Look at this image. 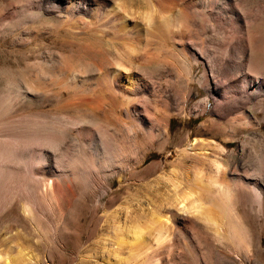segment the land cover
I'll return each instance as SVG.
<instances>
[{"label":"rangeland","instance_id":"obj_1","mask_svg":"<svg viewBox=\"0 0 264 264\" xmlns=\"http://www.w3.org/2000/svg\"><path fill=\"white\" fill-rule=\"evenodd\" d=\"M50 4L52 5V0H0V105L8 98L22 99V103L13 112H10L9 116L0 117L3 119L0 120V126L11 127V129L15 127L13 125L15 123L17 127L20 126V123L21 127L29 126L36 117L60 123L63 118L74 115L77 111L76 108L65 106L67 108L65 109L62 107L64 104L59 103L62 102L59 97H46L45 99L41 92L27 89L29 83L32 82L30 79L32 77L29 74L30 64L36 61L42 62L45 66L47 64L46 69L52 70L62 53H68L73 45H77V40L88 42L93 49H100L101 52L92 50L90 53V50V52L83 53L84 59L88 61H101L103 55L112 54L117 45L107 41H103L101 44L93 40L94 38L90 35L77 32L78 28H70L65 23L60 25L57 17L50 13L48 8L51 6ZM238 6L239 9L243 6L240 10L245 16L248 13H251L252 16L255 14L254 18L252 17L251 28H244L242 18L241 21L236 22V20L228 21V18L223 20L215 16H208L202 20L204 31L197 30V32L195 29L194 32L198 33L197 35L193 34L195 27L191 28L190 44L203 57H199L194 66L193 80L189 83L186 92L183 111L180 106L184 92L177 85L169 84L168 87L161 83L162 81L159 82L157 78H154L159 93L162 96H167L170 101L169 137L164 136L163 140L162 137L153 136L147 140L144 145L148 147V152L140 164L132 163L131 166L128 165L114 175L108 176L112 165L116 166L114 162L117 157L123 155L127 159H131L135 155L132 153L131 146L128 147L119 124L108 117H95L89 119L91 121L89 124L101 138L103 137L102 141L107 139V141H103V144L100 143L101 146L98 142H96L97 145L92 141L86 142L81 144V146L84 145L82 150L80 144L71 142L73 145L75 144L73 147L69 143L70 141H66L65 143L69 144L66 147L67 151L63 146L50 148V152L52 151L54 156H58L61 169L64 166V169L81 170L78 174L75 173L78 178L74 173L65 175L62 172L55 175L56 177H51V173L45 165L53 159L49 156L50 154L45 155L46 159H40L38 164L33 165V169L30 168L32 170L28 171L29 177L32 178V185L38 189L35 192H29L23 187L25 183L17 177L15 179V176L0 177V187L2 188H0L1 258L7 254L13 255L20 252L21 258L16 264H237L233 263L231 258L222 261L216 256L212 231L194 216L181 215V219L173 223L174 233L170 235L169 241L167 238L160 242L153 239L152 236L157 231L156 227L159 224L152 222L148 228L146 227L147 230L145 229L147 231L146 235L144 234L147 236V238L144 236L146 245L140 250L139 255L129 254L126 245H124L127 243H115L113 223L111 222H118L122 225L125 215L140 222L148 217L154 206L160 213L170 214L171 217L175 216L179 211H176V207L169 203L175 194L184 192V181L190 177L188 170L192 164V159L189 158L186 151L189 150L191 153L189 147L199 139L212 140V142L224 145L225 152L220 156H223L224 161L228 163L230 171L249 173L253 176L258 175L257 173L261 171V173L259 172V177H261L259 184L255 187L253 183H249L248 186L256 188L262 198L264 197V140L260 142V139L255 137L257 130L264 134V121L259 127L254 124L255 120L262 119L264 116V92L262 94L259 88L257 91L256 83L254 84L256 80L264 82V0H238ZM246 34L247 36H245ZM187 53L191 58L190 49ZM206 63L209 66L212 65L209 67ZM155 65L151 68H143V72L145 74L147 71L152 72ZM250 65L252 66L249 67ZM92 68L94 67L89 65L86 70L91 71ZM245 69L246 71L250 70L247 72L249 78L245 76L246 72L243 71ZM87 71L89 76L94 73L90 76L92 78L87 84L88 87L90 85L96 87V84L99 83L98 88L99 86L101 88L104 82L97 77L98 72L95 68L91 72ZM97 79L100 80L97 81ZM95 81H97L96 84ZM91 82L93 83L91 84ZM92 86L90 89H93ZM25 90L29 91L28 93L37 94L38 99H29V97L23 96V93L27 92ZM250 90L252 91L250 92ZM246 91L251 93L247 92L251 98L246 96ZM94 92L96 93V90ZM234 97L235 99H233ZM244 97L252 99L251 102L246 103ZM57 100L58 102H56ZM238 104L245 106H240L241 110ZM247 112L249 113L247 114ZM232 115L234 116L232 117ZM93 122L95 123L92 126ZM200 124L202 125L199 127ZM252 124L254 125L252 126ZM102 145L107 154L104 153ZM210 147L212 148V145ZM65 151L67 154H64ZM80 152H83V156ZM70 154L76 157L73 158ZM61 160L64 161V165ZM69 162L70 165H68ZM52 178L57 180H54L56 183L66 180L70 185V191L66 194L65 200L63 198V201L59 202L61 205L58 204L60 207L55 202H49L48 198L46 199L38 192L42 191L43 181ZM172 182H177V189L173 188ZM249 188L247 202L250 206L247 209L250 215H253L254 222L256 221L254 224L259 235L260 252L252 254L244 264H264V207L258 212L256 201H254L255 189ZM37 197L38 199H36ZM25 204L28 205H26L27 208H24ZM169 243H173L172 248L167 246Z\"/></svg>","mask_w":264,"mask_h":264},{"label":"bare ground","instance_id":"obj_2","mask_svg":"<svg viewBox=\"0 0 264 264\" xmlns=\"http://www.w3.org/2000/svg\"><path fill=\"white\" fill-rule=\"evenodd\" d=\"M239 6L238 0H52V5L50 7L48 6V8L50 13L57 17L60 25L61 23L63 25L65 23V25L67 24L70 28H78L79 31L77 32L81 34L86 33L93 37V40L100 43L107 41L112 44L116 43L117 45L114 47L113 53L109 55L104 54L101 61L90 60V62L84 59L83 53L90 52V50V53H92V50L101 52L100 49H93L88 42L76 39L77 45L71 46L72 48L70 47L71 49L68 53H62L57 64L54 63L56 66L52 70H48L49 68L46 69L47 64L45 66L42 62H31V66L26 63L31 67L29 74L30 77H32L30 78L32 79V82L29 83L30 85H26L28 87L27 89L41 92L42 95L45 96V99L46 97H59L62 101L59 103L64 104H61L62 107L76 108L77 111L74 115L65 117L62 121L59 120L60 123L47 120L46 118L36 117L35 121L33 123L30 122L31 124L29 126L24 123L26 126L23 125L24 127H21L20 123V126L17 127L15 122H13L15 124L12 123L15 125L13 129H11V127L6 128L7 126H0V177L15 176V179L17 177L25 183H22L24 188L29 192H35L38 189L32 185V178L29 177L28 171L32 170L33 165L38 164L40 159H46L45 155L47 154H50L49 156L53 158V162L48 161V163L46 162L47 164H45L48 171H50L49 173H51V177L59 175L58 173L61 172L65 175L66 173L78 174L81 170H76L74 168L64 169V166L62 167L63 169H61V167H59L58 156H54L52 151L50 152V148L54 149L55 147L63 146L66 150L67 145L69 146L68 142L65 143L66 141H70L69 143L74 142L78 145L80 144V148L84 146H81L82 143L91 141L103 144V141H107V139L102 141L103 137L101 138L97 131L92 129L89 124L91 122L89 119L95 117H108V119L114 120L115 123L119 124L124 133V138L128 143V147L131 146L132 153L135 155V157L131 159H127L123 155L119 158L117 157L114 162L116 166H110L111 170L109 175H107L112 176L126 166H131L132 163L135 165L140 164L148 152V147L144 145L147 140H150L153 136L162 137L161 139L164 140V136H168L169 133L171 113L169 111L170 101H168L167 96H162L159 93L154 78H157L159 82L162 81L161 83L168 87L169 84L174 86L177 85V87L184 92V98L180 106L181 111H183L186 92L189 83L193 80L194 66L197 64V59L203 57L201 53L190 44L191 28L195 27L193 34L195 33V29L196 31H202L204 28L202 20L208 16H215L223 20L228 18V21L232 19L236 20V22L239 20L241 21L242 18L244 21V28H251L252 17L255 15V12L253 16L251 13L245 16L240 10L243 6L240 9ZM74 32L76 31L74 30ZM195 34L197 35L198 33ZM245 36H247V34ZM189 49L191 50V58L187 53ZM244 55L245 54H243V56ZM238 57L240 58L239 55ZM246 60L248 61V59ZM250 63L252 62L250 61ZM154 64L156 65L152 72L147 71L146 74L143 72V68H151ZM89 65L93 66L98 72V75H95L103 80L104 84L103 86L101 84V88L100 86L98 88L99 83L96 84L100 79L95 81L96 87L95 85H90L88 87L87 84L92 78L90 76L94 75V73H91L89 76V74L86 73ZM251 66L252 65L249 67ZM243 71L246 72V78H249L247 72L250 70L246 71L245 69ZM92 83L93 82H91V84ZM255 83L257 91L259 88L261 93L264 92V82L256 80L254 84ZM91 86L93 89H90ZM94 90H96V93ZM251 91L252 90H250V92ZM28 92L29 91L23 93V96L29 97V99H38L39 96L37 94L34 95ZM63 92L66 94L63 95ZM247 92L248 94L250 93L246 91V94ZM29 94L30 96H27ZM248 94L246 96L250 97L251 95L249 96ZM233 99H235V97ZM58 100L56 102H58ZM247 100L250 99L244 101L250 103L252 99L248 102ZM2 102L0 105V117L3 118L5 115L9 116V114H11L10 112H13L14 109L22 103V99L8 98V100ZM238 105L239 107L241 106L240 104ZM242 106L244 107L245 105ZM241 107L240 109L242 110ZM70 110L73 109L70 108ZM248 113L249 112H247V114ZM13 114L15 115L16 113ZM233 116L234 115H232V117ZM239 116L241 117V115ZM58 117L60 118V116ZM2 118L0 120H3ZM242 118L241 120H243ZM249 119L251 120V118ZM247 120L244 121L246 122ZM262 121H264V116L262 119L259 118L254 121L255 126L259 127ZM27 123L29 124L28 121ZM94 123L95 122H93V124L91 123L92 126ZM254 124H252V126ZM201 125L202 124L198 126L200 127ZM255 137H258L260 142L264 140V134L260 133V130L256 131ZM225 139L227 138L225 137ZM210 145H212V148ZM74 146L75 144L73 147ZM190 147L191 153L189 150L186 151L190 156L189 158L192 159L191 167L188 170L190 172V177H187L184 181V192L182 194H175L169 203L176 207V211L179 212H176V215L171 217L170 214L158 212L157 207L154 206V209L150 210L148 217L142 219L140 222H137L131 216L130 218L125 215V220L122 225L118 224V222H111L113 223V236L116 239L115 243H127L124 244L127 248L124 247L128 250L129 254L139 255L140 250L146 245L147 236H145V232H147L146 230L152 222L153 224L154 222L159 224L156 227V229H158L155 231L154 236L151 235L154 237L153 239L157 242L162 240L165 241L166 238L167 240L171 238L170 235L174 233L173 223L181 219V215L188 214V217L194 216L200 219L207 228H210L209 230L212 231V239L215 244L214 252L220 260L224 261L227 258H231L233 263L244 264V262L251 258L252 254L260 252L259 235L257 234L254 224L256 221L254 222L253 215H250L247 209L248 206H250L247 202V194L249 192V183H253L255 187L259 184L261 179V177H259V172L261 173V171H259L256 176L250 175L249 173L230 171L228 169V163L224 161L225 159L223 156H220L224 154L225 147L219 142L199 139ZM103 151L106 153L104 146ZM80 153H82L83 156V152ZM64 154H67V152ZM60 155L59 157H61ZM71 156L74 158L75 155L72 154ZM82 156L80 157L82 158ZM259 159L260 156L258 160ZM61 162L63 164L64 161L61 160ZM70 164L69 162L68 165ZM107 168L109 169L108 166ZM79 176H81V174H79ZM120 178H122V176H120ZM54 180L53 178L48 181L44 180L42 183V191L40 190L38 192L46 199L48 198L49 202H55L57 206H59L58 204L61 203L60 201L63 198L65 200L66 194L70 191V185L66 180L61 183H56ZM34 181L36 182V180ZM171 185L174 189H177V182H172ZM249 189H255L254 201H256L258 212H260L264 207V197L262 198L261 193L256 190V188L250 187ZM37 194L39 195V193ZM36 199H38V197ZM26 205L27 204H25V206ZM27 206L23 207L27 208ZM173 243H169L167 246L172 248L171 245H173ZM20 258V252L13 255L7 254L3 258L0 257V264H16L19 262Z\"/></svg>","mask_w":264,"mask_h":264}]
</instances>
